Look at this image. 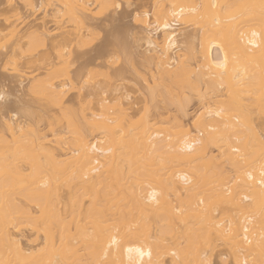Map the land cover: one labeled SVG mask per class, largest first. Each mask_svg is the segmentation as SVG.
Returning a JSON list of instances; mask_svg holds the SVG:
<instances>
[{
  "label": "bare ground",
  "instance_id": "1",
  "mask_svg": "<svg viewBox=\"0 0 264 264\" xmlns=\"http://www.w3.org/2000/svg\"><path fill=\"white\" fill-rule=\"evenodd\" d=\"M66 1L64 6L68 8L69 5L68 11L67 8L65 10L70 15L65 13L68 19L76 17L74 19H78L83 27L90 26L91 18L86 13L89 9L88 1ZM167 1V7L161 5L156 10L154 28L145 39L158 55L161 66L164 61L171 64L179 56L175 57L174 54L183 50L177 26L193 17L199 18L204 28L200 36H195L199 41L193 38L197 41L196 46L191 38L194 36H187V49L194 50L192 52L188 49L192 52L190 55L194 54L193 58L201 62L203 70L212 69L211 75L215 72L214 75L217 73L220 76L226 71L224 69L229 67L231 53L248 55L249 48H252L248 45L259 48L264 43V0ZM159 35L163 37L161 41L156 39ZM217 68H220V73L216 72ZM205 70L200 76H204ZM173 72H170L172 76ZM245 74L242 78L239 75L231 76L232 81L237 79L235 86L233 82L230 84L231 80L229 81L230 77L227 75L225 80L227 78L230 86L237 89L235 83L243 82L247 78L248 81L244 83L247 82L249 87H253L255 84L250 81L251 75ZM206 75L207 73L205 77ZM73 77L74 81L78 80ZM216 79L222 80L218 81L222 84L225 81L221 76ZM74 81H70V84L73 85ZM242 82L237 85L241 84L240 90L245 89ZM251 83L254 85L251 86ZM0 96L5 99V93L2 92ZM212 98L211 95L208 101L215 97ZM228 99L226 102L218 100L220 106L213 110L215 116H224L222 125L216 126V129L215 125H209L210 129L215 130L213 133L207 127L201 126L207 132V142L192 139L188 130L179 132L165 129L167 136L163 138H160L162 133L157 131L149 135L148 131L151 130L148 125L147 129L145 125L142 127L144 129L140 127L144 131L138 135L136 126L132 124L135 127L133 133V128L127 131L132 134L126 132L130 135L118 137L120 140L113 135H107L104 141L102 139L104 144L100 145L102 143L98 144V138L90 139V134L83 130L81 124L84 123L76 120L80 119L78 115L74 117V112L71 115L67 109V122L75 135H64L65 138L61 135V143L58 142V148L54 147L62 150L68 157L65 161L67 163H63L68 165L64 169V165L61 167L60 185L64 191H61V195L57 194L58 201L52 200L54 194L47 192L46 196L42 192L32 195L37 201H33L32 196L31 201H0V264H213L209 253L214 246H218L217 239H223L224 243L227 242L226 245L230 243L234 247L232 253L233 248L228 245L231 248L233 264H264V182L262 179L258 182L254 180L258 171L264 173V141L257 139L256 143L250 135L255 133L252 111L241 103L243 108L241 107L240 112V106H237L232 96ZM171 100L175 101L174 98ZM177 100L178 98L176 102ZM179 105L183 106L181 103ZM245 108L246 112L250 111L252 122H249L252 118H247L245 111L242 115ZM241 116L246 118L242 120ZM231 117L237 121L234 123ZM92 121L96 122L95 116L86 120L87 125L92 126ZM4 125L13 135L22 131L13 118ZM138 131L141 132L140 129ZM41 144L33 145L43 148L44 145ZM209 144L220 148L222 156L236 173L235 176L240 178V182L236 179L240 184L235 180L238 186L232 187L230 195L227 193L228 196L216 188L220 187L219 184L216 185V179L222 170L213 173L206 162L198 164L197 167L196 159L205 157ZM35 146L30 145V150L25 147V155L28 151L39 152L35 150ZM41 148L37 150H43ZM16 149L13 154L17 155ZM56 150L53 151L54 155ZM232 152H240L244 157L241 159L243 161L238 162L240 158H234ZM101 166L103 173L108 172L104 183L111 180L105 186L101 185L103 182L100 180V183L95 184L100 177L96 173ZM83 172L88 175L95 173L96 179L95 176L90 177V182L87 183L83 179ZM223 172L228 175L225 170ZM215 174H218L217 178ZM114 178L117 181L115 184L112 183ZM191 188L192 192L197 191L192 194ZM234 191L239 194L242 191L243 199L239 200V194ZM234 194L238 195L237 199H234ZM194 199L196 200L193 201ZM26 221L30 222V229L33 231L28 247L23 245L18 233L14 231L20 229Z\"/></svg>",
  "mask_w": 264,
  "mask_h": 264
},
{
  "label": "rangeland",
  "instance_id": "2",
  "mask_svg": "<svg viewBox=\"0 0 264 264\" xmlns=\"http://www.w3.org/2000/svg\"><path fill=\"white\" fill-rule=\"evenodd\" d=\"M65 1L0 0V94L5 93V99L0 100V201H31L32 195H38L41 192L45 193V196L46 192L54 194L55 197H52V200H59L58 195L64 191L60 185L61 167L68 158L63 154L61 147L59 148L63 153L57 149L61 143L59 139L61 135L63 138L64 135L69 137L74 133L71 132V125L69 126L67 122L68 115L65 113L67 109L70 110V114L74 112L72 113L74 117L78 115L80 119L76 120L84 123L81 124L82 128L90 134V139L98 138L96 139L98 144L102 143V139L104 141L107 135L118 138L124 134L126 136L127 133L132 134L135 128L133 125L140 129L141 132L135 128L138 135L143 134L144 130L141 128L145 125L146 129L150 127L149 135L157 131L162 133L160 138H163L167 136L165 129L179 130V132L188 130L192 139L207 142V132H204L203 126L213 133L215 130L210 129L209 125H215V129L216 126L222 125L224 116L220 115L223 118L215 116L213 110L220 106L218 100L226 102L229 96L230 99L232 96L237 106H240L238 107L240 112L242 111L241 103L243 107L253 112L251 114L255 120V133L250 134L249 131L248 135H252L256 143L257 139L264 141V43L261 44V48L248 45L252 47L249 48L248 55L231 53L229 67L224 69L225 74L221 73L230 77L231 85L232 82L234 85L237 81L235 77L236 80L232 81L231 76L237 75L242 78L245 73L248 76L251 75L250 81L255 84L252 82L251 86H254L249 87L247 82L244 83L248 81L247 78H244L245 81L241 82L245 85V87L243 85L245 89L240 90L241 84L240 87L237 86L241 83L239 81L238 84L235 83L236 88L238 87L235 89L222 74L220 76L224 77L226 82L224 81L223 84L218 82L222 80L216 79L220 77L217 73L216 77L215 72L210 74L212 69L210 71L204 69L207 73L206 77V73L203 77L200 76V73L204 72L200 66L201 62L193 58L194 54L190 55L194 50L188 48L192 50V52L189 51L186 42L188 35L194 36H190L192 39H198L195 36H200L203 32V23L196 17L177 26L183 50L181 48V52L178 50V53L174 54L175 57L179 56L171 61V64L164 61L169 65L163 62L165 66L163 63L161 66L158 55L148 46L145 39L154 28L156 10L161 5L166 6L167 0H87L89 9L86 13L91 18L88 27L79 24L78 19H74L76 17H70L72 20L68 19L65 13H68L66 11L69 5L68 8L64 6ZM75 11L78 13V10ZM68 16H70L69 13ZM161 37L162 35H159L156 39L161 41L163 38ZM194 42L196 46L197 41L194 40ZM218 69L220 68L215 71L220 73L221 70ZM170 72H173L174 76ZM73 76L78 80L74 81ZM70 81L78 82L72 85ZM211 95L215 98L208 101ZM177 98L179 103L176 102ZM180 103L183 106L179 105ZM247 108L243 109L242 115ZM237 110L236 113H238ZM249 112L245 113L247 118L251 117ZM92 116H95L96 122L92 121L94 124L90 123L92 126H88L86 120ZM246 117L241 116V119L244 120ZM10 118L21 126L22 131H17L14 135L10 132L4 125ZM253 118H249L250 121L249 119L248 121L252 122ZM235 121H237L236 118L233 122ZM129 129L133 130L132 133L127 132ZM136 132H134L135 135ZM34 143L38 144L36 146L42 143L43 148H38L44 151L37 150ZM103 144L104 142L100 145ZM30 145L35 146L34 148H37L35 150L39 152L28 151L25 155L24 150H27L26 148L30 150ZM21 146L22 148H19ZM14 148L17 155L13 154ZM54 149L58 150H56L57 153L55 151V155ZM232 154L234 158H240L238 162L244 158L240 152H232ZM197 159V167L198 164L206 162V165H210V170L214 171L213 173H219L222 170L223 175L219 173L220 176L216 179V185L219 184L220 187L212 184L224 191L225 195L227 193L230 195L231 188L240 182V178L235 176L236 173L222 156L220 148L209 144L205 157ZM67 165L62 168L64 169ZM224 170L228 172V175L224 174ZM103 172V166H101L100 171L96 173L100 175L99 179L97 178L96 182L92 179V182L96 184L100 180L103 182L101 185L110 182L111 180H108L104 183L108 172ZM96 174H84L83 179L86 182L94 176L96 179ZM216 175L218 174H215V177ZM109 177L108 175V179ZM115 179L112 180L114 184ZM261 179L264 182V173L260 170L254 175V180L258 182ZM218 180L221 182L219 183ZM193 188L197 189L195 186ZM225 190L228 191L225 192ZM236 191L234 192L237 193ZM237 194H234V199H237ZM240 194L239 200L244 197ZM32 198L33 201H37V198L33 196ZM236 215L239 214L236 212ZM21 226L14 231L18 233L23 245L28 247L33 235L30 222L26 221ZM220 240L217 239L218 246L210 250L212 262L213 264H231L234 261L231 254L235 249L229 243L233 248L231 253L230 245H226L225 240Z\"/></svg>",
  "mask_w": 264,
  "mask_h": 264
},
{
  "label": "snow or ice",
  "instance_id": "3",
  "mask_svg": "<svg viewBox=\"0 0 264 264\" xmlns=\"http://www.w3.org/2000/svg\"><path fill=\"white\" fill-rule=\"evenodd\" d=\"M0 99H4V97L3 96H0Z\"/></svg>",
  "mask_w": 264,
  "mask_h": 264
}]
</instances>
